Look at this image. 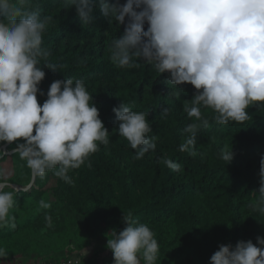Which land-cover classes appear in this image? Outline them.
I'll return each instance as SVG.
<instances>
[{
	"label": "trees",
	"instance_id": "1",
	"mask_svg": "<svg viewBox=\"0 0 264 264\" xmlns=\"http://www.w3.org/2000/svg\"><path fill=\"white\" fill-rule=\"evenodd\" d=\"M36 3L42 16L52 17L43 37L50 54L41 62L57 68L42 66L45 78L39 88L44 95L38 94V102L47 98L53 81L82 79L110 143L89 157L91 167L86 163L71 171L69 184L51 171L43 179L33 176L15 151L16 144L0 142V169L10 157L7 180L19 188L11 211L15 226L0 228V247L6 251L0 264L40 263L62 254L59 264L98 240L102 245L80 264H111L107 239L126 226L123 214L128 212L155 232L160 246L157 264H208L220 245L234 247L241 240L255 244L257 236L264 237V215L250 206L259 195L264 106H250L249 120L227 125L217 123L215 113L204 109L209 126L198 131L197 155L180 152L183 129L192 122L183 107L195 89L184 84L180 96L173 95L180 90L168 82V74H159L142 59L135 68L116 67L110 46L125 25L103 17L98 9L93 22L81 24L67 0ZM121 103L145 112L158 137L156 150L143 159H134L136 150L118 134L112 109ZM225 148L233 154L229 162L220 155ZM165 157L183 170L167 168ZM41 199L51 208L38 211ZM45 211L53 217L51 228L46 227Z\"/></svg>",
	"mask_w": 264,
	"mask_h": 264
},
{
	"label": "clouds",
	"instance_id": "2",
	"mask_svg": "<svg viewBox=\"0 0 264 264\" xmlns=\"http://www.w3.org/2000/svg\"><path fill=\"white\" fill-rule=\"evenodd\" d=\"M67 5L75 6L81 24L93 22L98 9L103 17L125 25L110 46L116 67L135 68L142 59L159 74H168V82L180 90L173 95L180 96L184 84L195 89L183 107L192 122L183 129L180 152L197 155L198 131L209 126L204 109L227 125L249 120L250 106H264V0H67ZM51 21V16L41 15L36 0H0V142L16 144L33 176L43 179L51 171L71 184L69 173L86 163L91 167L89 157L110 139L82 79L53 81L47 98L38 102V94L44 95L39 88L45 78L42 66L57 69L41 62L50 54L43 37ZM112 111L118 134L136 150L134 159L156 150L158 137L145 112L123 103ZM220 155L229 162L233 154L225 148ZM162 162L172 171L183 170L167 157ZM18 191L0 169V228L15 226L11 211ZM258 193L250 206L264 215V158ZM50 208L49 201H38V211ZM44 220L46 227L53 226L48 211ZM123 221L126 226L107 239L113 264H157L155 232L131 212L123 214ZM5 256L0 247V257ZM208 264H264V237L257 236L255 244L241 240L234 247L220 245Z\"/></svg>",
	"mask_w": 264,
	"mask_h": 264
},
{
	"label": "crops",
	"instance_id": "3",
	"mask_svg": "<svg viewBox=\"0 0 264 264\" xmlns=\"http://www.w3.org/2000/svg\"><path fill=\"white\" fill-rule=\"evenodd\" d=\"M103 241L102 240H98L97 242L92 243L89 247L85 248L84 250L87 251L86 255H82V251L76 252L74 254H72L71 256H68L69 258H72V260H74L75 262L77 260L80 261V263L86 259L87 257H89L93 251L97 250L101 245H102ZM62 254L56 255L54 257H52L51 259H47L43 262H35V263H31V264H58L57 262L60 260H63ZM75 264V263H74ZM113 264V263H111Z\"/></svg>",
	"mask_w": 264,
	"mask_h": 264
},
{
	"label": "rangeland",
	"instance_id": "4",
	"mask_svg": "<svg viewBox=\"0 0 264 264\" xmlns=\"http://www.w3.org/2000/svg\"><path fill=\"white\" fill-rule=\"evenodd\" d=\"M11 163H12L11 158L8 157V158L6 159V162L3 164V168H4L5 171L8 170L9 166L11 165Z\"/></svg>",
	"mask_w": 264,
	"mask_h": 264
},
{
	"label": "built area",
	"instance_id": "5",
	"mask_svg": "<svg viewBox=\"0 0 264 264\" xmlns=\"http://www.w3.org/2000/svg\"><path fill=\"white\" fill-rule=\"evenodd\" d=\"M75 261L72 258L67 257L64 261L60 262L59 264H74Z\"/></svg>",
	"mask_w": 264,
	"mask_h": 264
},
{
	"label": "water",
	"instance_id": "6",
	"mask_svg": "<svg viewBox=\"0 0 264 264\" xmlns=\"http://www.w3.org/2000/svg\"><path fill=\"white\" fill-rule=\"evenodd\" d=\"M17 188V187H16ZM19 189V188H18Z\"/></svg>",
	"mask_w": 264,
	"mask_h": 264
}]
</instances>
